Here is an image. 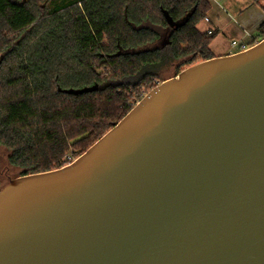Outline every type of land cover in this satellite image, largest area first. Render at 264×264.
<instances>
[{"label":"water","instance_id":"obj_1","mask_svg":"<svg viewBox=\"0 0 264 264\" xmlns=\"http://www.w3.org/2000/svg\"><path fill=\"white\" fill-rule=\"evenodd\" d=\"M0 264H264V39L165 80L71 164L11 179Z\"/></svg>","mask_w":264,"mask_h":264},{"label":"trees","instance_id":"obj_2","mask_svg":"<svg viewBox=\"0 0 264 264\" xmlns=\"http://www.w3.org/2000/svg\"><path fill=\"white\" fill-rule=\"evenodd\" d=\"M40 3H44L41 7ZM209 0H0V147L61 169L164 82L214 58ZM258 40L264 39V24ZM3 187L0 184V191Z\"/></svg>","mask_w":264,"mask_h":264},{"label":"crops","instance_id":"obj_3","mask_svg":"<svg viewBox=\"0 0 264 264\" xmlns=\"http://www.w3.org/2000/svg\"><path fill=\"white\" fill-rule=\"evenodd\" d=\"M209 22L202 21V33L212 31L215 38L210 44L214 57H224L240 52L232 42L251 44L258 40L264 24V0H209ZM252 47V46H248Z\"/></svg>","mask_w":264,"mask_h":264},{"label":"rangeland","instance_id":"obj_4","mask_svg":"<svg viewBox=\"0 0 264 264\" xmlns=\"http://www.w3.org/2000/svg\"><path fill=\"white\" fill-rule=\"evenodd\" d=\"M40 6L43 7L44 3H40ZM173 77H174V70L172 69L163 76V79L168 80ZM8 156H9V152L5 148L0 147V184L2 187L6 186L11 179L18 177L20 174V170L10 166L8 162Z\"/></svg>","mask_w":264,"mask_h":264},{"label":"built area","instance_id":"obj_5","mask_svg":"<svg viewBox=\"0 0 264 264\" xmlns=\"http://www.w3.org/2000/svg\"><path fill=\"white\" fill-rule=\"evenodd\" d=\"M205 21L209 22V19L206 18ZM212 33H213L212 31H209V32H208V34H212ZM232 47H233V48H236V49H239L240 52H241V51H245V50H247V49L249 48L247 44H241V43L236 42V41L232 42ZM68 161H69V164H71L74 160H71V158L69 157V158H68ZM69 164H68V165H69Z\"/></svg>","mask_w":264,"mask_h":264}]
</instances>
